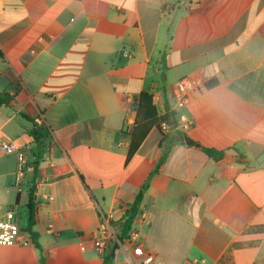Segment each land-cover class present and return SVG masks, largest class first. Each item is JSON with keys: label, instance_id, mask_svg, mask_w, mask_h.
Wrapping results in <instances>:
<instances>
[{"label": "crops", "instance_id": "1", "mask_svg": "<svg viewBox=\"0 0 264 264\" xmlns=\"http://www.w3.org/2000/svg\"><path fill=\"white\" fill-rule=\"evenodd\" d=\"M92 1L107 13L0 0V208L28 216L31 192L45 264H114L92 245L100 213L119 219L145 186L136 214L150 220L140 231L150 264H264V0ZM186 77L202 93L182 109L183 132L175 84ZM142 92L174 125L152 129L126 161ZM34 128L45 135L35 170ZM3 143L25 153L18 188ZM0 264L39 254L0 246Z\"/></svg>", "mask_w": 264, "mask_h": 264}, {"label": "built area", "instance_id": "2", "mask_svg": "<svg viewBox=\"0 0 264 264\" xmlns=\"http://www.w3.org/2000/svg\"><path fill=\"white\" fill-rule=\"evenodd\" d=\"M175 89L177 92L176 117L179 128L185 132L190 127V121L182 109L193 95H200L202 90L193 77L177 81ZM42 120V117H37L34 122L40 126L43 124ZM162 128L167 129L168 126L162 124ZM2 149L7 154L16 153L15 187L18 188L25 173V153L8 143H3ZM14 217L15 211L10 209L2 212L0 208V246H23L30 243L24 238ZM117 221L113 213H100L99 223L92 239L93 248L101 255L110 252L114 264H150L154 255L151 251L144 249L140 241L141 229L150 225V220L145 213L140 211L135 214L133 224L126 232L122 231Z\"/></svg>", "mask_w": 264, "mask_h": 264}, {"label": "trees", "instance_id": "3", "mask_svg": "<svg viewBox=\"0 0 264 264\" xmlns=\"http://www.w3.org/2000/svg\"><path fill=\"white\" fill-rule=\"evenodd\" d=\"M84 10L89 13H99L101 15H105L107 13V7L99 4L97 2H94L92 0H78ZM173 121V114H165V115H159L155 105L153 104L152 95L148 92H142L139 94L137 99V106H136V116L135 120L131 129V132L129 133V143H128V150H127V156L126 161H129L148 133L152 129L160 130L162 124H166L168 127L170 126V123ZM30 135L33 139V146H34V152H33V163H32V169H37L39 162L42 160V152L44 149V140L45 135L40 131L36 130L35 128L31 130ZM201 150L204 152V154L214 161H219L222 156L224 155L223 152L214 151L211 149L201 148ZM236 157L238 161L243 162L245 158L243 155L236 153ZM161 159L160 161H162ZM145 190V186L142 187V191L138 194L136 197L135 202L132 205H129L128 208L125 210V212L120 216L118 219V225L122 229V231L126 232L128 231L132 224L135 217L136 212L138 211L139 205L143 198V191ZM33 195L31 192L29 193L28 198V204H27V210H28V218L26 222L25 230L29 235L30 243L34 246V248L37 250L39 254V264H45V257L43 255V250L40 247V245L37 242L36 236L32 231L33 226Z\"/></svg>", "mask_w": 264, "mask_h": 264}, {"label": "rangeland", "instance_id": "4", "mask_svg": "<svg viewBox=\"0 0 264 264\" xmlns=\"http://www.w3.org/2000/svg\"><path fill=\"white\" fill-rule=\"evenodd\" d=\"M13 208V207H12ZM10 208H7V207H1V210L2 212H5L7 210H9ZM13 211H15V221H17V223L20 225V226H24L27 222V211L25 209V207H23L22 205L18 206V207H14L12 209Z\"/></svg>", "mask_w": 264, "mask_h": 264}, {"label": "water", "instance_id": "5", "mask_svg": "<svg viewBox=\"0 0 264 264\" xmlns=\"http://www.w3.org/2000/svg\"><path fill=\"white\" fill-rule=\"evenodd\" d=\"M170 125H171V126L174 125V122L172 121V122L170 123ZM184 141H185V143L188 144V145H191V144H192V142L190 141V139L187 138V137H184Z\"/></svg>", "mask_w": 264, "mask_h": 264}]
</instances>
